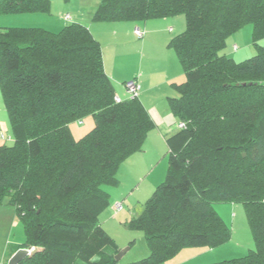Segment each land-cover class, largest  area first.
<instances>
[{
    "label": "trees",
    "instance_id": "16d2710c",
    "mask_svg": "<svg viewBox=\"0 0 264 264\" xmlns=\"http://www.w3.org/2000/svg\"><path fill=\"white\" fill-rule=\"evenodd\" d=\"M49 6L0 0V15ZM179 16L186 29L168 47L186 81L169 106L185 128L168 139L166 179L131 224L149 256L130 264H166L186 248L227 243L219 204L244 206L256 249L212 264H264V0H102L93 21ZM247 26L257 55L237 63L223 51ZM0 91L14 142L0 147V206L15 208L23 226L14 252L33 249L20 264H118L99 218L110 201L105 186L119 184L120 166L155 129L139 97L117 102L102 47L79 23L59 33L0 29ZM89 116L94 129L76 140L71 125Z\"/></svg>",
    "mask_w": 264,
    "mask_h": 264
},
{
    "label": "rangeland",
    "instance_id": "374dc122",
    "mask_svg": "<svg viewBox=\"0 0 264 264\" xmlns=\"http://www.w3.org/2000/svg\"><path fill=\"white\" fill-rule=\"evenodd\" d=\"M50 1H52V3L50 2V8L46 12L28 15H0V29L37 28L52 33H59L65 27L64 25L71 23H79L88 28L94 26L92 31L103 39L101 47L104 54L107 55L108 64L114 66L115 72L113 80L115 79L114 81L116 83L119 82L121 85L124 77L131 75L141 68L142 52L139 49L141 47H134V44L142 42L143 39L135 34L134 26L136 23H93L94 13L102 0ZM167 22H171L170 26H166L167 30L169 31L170 27L173 28V34L170 40L183 33L186 29V20L184 16L170 18ZM129 26L131 27L130 30L135 34L134 38H132L130 33L128 34L127 29ZM252 34V26H247L238 31L228 39L227 47L223 51V54L237 63L257 55V47L253 43ZM259 45L264 48V39L259 42ZM163 49L165 52V48ZM154 54L157 56H152L153 61L152 57H150V60L153 62L154 66H161L162 63L160 58H163L162 55L164 54L161 53L160 49H156ZM176 60L180 68L179 60ZM147 65L148 62L145 67ZM163 69L165 71L166 66ZM125 97L126 96H123L122 99H126ZM2 100L0 91V102H3ZM158 102L159 100L156 101V103ZM158 107L160 109L162 108L161 102H159ZM71 126L74 128L73 137L79 140L94 129L95 120L93 117L89 116L86 117L81 124L76 122ZM4 143L8 146L14 144L13 139ZM147 150L148 153L141 155L143 159L140 163L135 162L132 165V163L128 162L127 165L120 166L121 172H118L119 184L117 186H105V190L110 196V201L108 206L101 213L99 221L121 252L129 249L118 264L134 263L149 256V247L143 232L135 230L131 224L133 219L140 214L144 203L152 196L157 187L165 181L168 171L169 149L166 147L164 153L162 152L163 158L161 162L159 160V155L161 154L159 151L155 153L150 148ZM154 163L157 164V166L155 168L153 167V169L150 164L154 165ZM161 171L163 174L160 179L158 175ZM156 179L160 181L154 186L152 192L148 194L143 192V190L140 192L139 186H142L144 181L146 184H150ZM116 201L124 204L123 212L120 213L115 210L114 206ZM215 209L232 231L230 240L215 249H205L202 247L186 248L174 258L173 264L218 263L245 257L256 249L253 234L243 205L219 204L216 205ZM18 222L19 223L13 228V234L10 240L11 246L15 243L24 241L23 226L20 221ZM12 248L13 246L11 249ZM2 249H5L4 245H0V253ZM9 254L10 251L8 252V255ZM8 258L9 256L0 258V264H8Z\"/></svg>",
    "mask_w": 264,
    "mask_h": 264
},
{
    "label": "crops",
    "instance_id": "0c3cea01",
    "mask_svg": "<svg viewBox=\"0 0 264 264\" xmlns=\"http://www.w3.org/2000/svg\"><path fill=\"white\" fill-rule=\"evenodd\" d=\"M49 2L52 3V1L50 0ZM169 19L170 18L150 20L135 24L134 30L136 31V29H140L141 32L143 33V37H142L143 41L134 44V47H138V48L139 46L141 47L139 49L142 52V66L140 69H138L131 75L124 77L121 82V85L119 82L116 83L114 81L115 79L113 80L114 72H115L114 66L113 65L110 66L108 64L109 62L107 59V55H105L103 51L105 71L113 82L117 97L120 98L121 100L129 99L130 96L125 89V83L135 80L140 86L139 99L141 100L142 104L144 105L145 109L147 110V112L149 113L150 117L152 118L155 124V129L148 135L142 147V150L132 155L130 158H128L126 162L122 164V166L127 165L128 162L132 163V165L135 162L140 163V161L143 159L141 155L148 153L147 150L148 148H150L155 153H158V151L161 153L159 155L160 157L159 160L161 162L163 158V153L166 147H168V143H167L168 139L177 133L176 126L179 123V121L170 110L169 99L179 97V93L176 91L175 86L183 84L186 81V78L181 64H180V68H179V64H177L176 59L178 58L177 56H174L176 55L175 52H173V50L168 47L169 45L168 41L170 40V37L173 34L172 33L173 28L170 27L168 31L166 27L171 25V22H167L169 21ZM110 23H120V22H110ZM67 25L64 26L66 27ZM93 27L94 26H91L90 27L91 29L88 27L87 28L90 30L95 40H97L99 44L102 46L101 42L103 41V39L102 37H99V35L95 34L94 31H92ZM130 28L131 27L129 26L127 29L128 34L130 33L132 38H134L135 34L133 31L130 30ZM163 48H165V52ZM156 49H160L161 53L164 54L162 55L163 58H160V61L162 63L161 66H157V67L154 66L152 62L153 61L152 56H157L154 54V51ZM150 57H152V61L150 60ZM147 62L148 65L145 67ZM165 66H166V70L164 71L163 68ZM123 96H126L125 97L126 99H122ZM158 100L159 102H161L162 105L161 109L158 107L159 102L156 103V101ZM73 129H74L73 126H71L72 134H73ZM11 135H12V129H11V123L7 109L4 105V102H0V147L5 145L4 142H7V140L13 139ZM2 136H4L5 139H3ZM150 165L152 166V168L153 167L155 168L157 166V164L155 163L154 165L152 164ZM119 172H121V169H119ZM162 174L163 172L161 171L158 175L160 179L162 178ZM164 174H165V168H164ZM159 181H160L159 179H156L154 182L150 184H146L144 181L142 186H139L140 192H142V190L146 194L152 192L154 186ZM117 204H121L122 207H124V204L121 202L116 201L115 206ZM123 210L124 208H122L121 211H117V212L121 213L123 212ZM142 211L143 208L140 211V214L142 213ZM18 221H20V219L17 215L15 208L6 205L0 206V245L1 246L4 245L5 247V249H2V252L0 253V258H6L7 256H9L8 259L10 260L15 254L14 250L18 247H21L25 242V235H24V241L20 243H15L14 245H12L13 248L11 249L12 246L10 240L12 238L13 228L19 223ZM9 251L10 254L8 255ZM173 261L174 259L169 261L167 264H173L174 263Z\"/></svg>",
    "mask_w": 264,
    "mask_h": 264
},
{
    "label": "built area",
    "instance_id": "2783aa9c",
    "mask_svg": "<svg viewBox=\"0 0 264 264\" xmlns=\"http://www.w3.org/2000/svg\"><path fill=\"white\" fill-rule=\"evenodd\" d=\"M67 19H68V18H67ZM135 34H136L138 37H140V38L143 37V33L141 32L140 29H136ZM235 49H236V47H235ZM125 89H126L127 93L129 94V96H130L131 98L139 97L140 86L138 85V83H137L135 80H132V81L127 82L126 85H125ZM116 100H117V102H120V101H121V99L118 98V97L116 98ZM178 128H179V129H183V128H185V125H184L183 123H180V124L178 125ZM2 138L5 139L4 136H2ZM7 139H10V138H7ZM122 208H123V207H122L121 204H117V205L115 206V210H116V211H121ZM32 251H33V249H30V254H31Z\"/></svg>",
    "mask_w": 264,
    "mask_h": 264
},
{
    "label": "water",
    "instance_id": "95a60500",
    "mask_svg": "<svg viewBox=\"0 0 264 264\" xmlns=\"http://www.w3.org/2000/svg\"><path fill=\"white\" fill-rule=\"evenodd\" d=\"M129 249L123 251V252H119L118 255L115 257V260L117 262H120L121 259L123 258V256L125 255V253L128 251ZM30 255V249H21L19 251H17L14 256L9 260L8 264H20L22 260H24L27 256Z\"/></svg>",
    "mask_w": 264,
    "mask_h": 264
}]
</instances>
